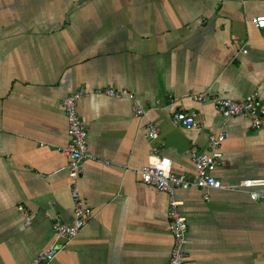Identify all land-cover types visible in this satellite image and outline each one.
Instances as JSON below:
<instances>
[{"label": "crops", "instance_id": "crops-1", "mask_svg": "<svg viewBox=\"0 0 264 264\" xmlns=\"http://www.w3.org/2000/svg\"><path fill=\"white\" fill-rule=\"evenodd\" d=\"M259 15L264 0H0V264H32L52 246L60 252L48 264H168V195L136 170L158 146L191 180L192 147L208 151L221 130L214 176L225 188L175 193L188 225L184 264H264V197H250L264 194V129L191 98L264 99ZM75 92L91 155L78 188L92 217L67 242L52 225L74 220L59 148L69 142L61 102ZM134 103L150 113L137 117ZM177 111L196 113V126L174 124ZM147 123L159 128L153 142Z\"/></svg>", "mask_w": 264, "mask_h": 264}, {"label": "built area", "instance_id": "built-area-1", "mask_svg": "<svg viewBox=\"0 0 264 264\" xmlns=\"http://www.w3.org/2000/svg\"><path fill=\"white\" fill-rule=\"evenodd\" d=\"M255 27L264 29V15L254 17ZM244 53L246 51H243ZM107 95L113 98L133 99V95L127 91L107 89ZM82 92H75L62 99L61 108L64 111L67 120V135L69 142L67 146L60 147L59 150L67 157L66 172L71 181V197L74 201V220L71 225L60 221H54L52 231L55 239L65 240L67 242L75 239L87 221L92 217V211L87 208L79 193L78 181L82 173L85 159L90 158L88 153V132L85 123L81 119L77 104L82 98ZM195 101H212L218 113L225 119L240 117L248 119L251 128L254 130L264 129V99L258 93L252 92L242 100L230 98L210 97L207 94L192 95ZM133 112L137 117H145L150 110L143 108L137 103L133 104ZM196 113L177 111L173 116V123L192 129L197 124ZM147 138L150 142L155 141L159 136V128L154 123L146 125ZM226 138L225 131L221 130L208 136V151H200L197 147H192L191 158L195 173L193 178L187 179L183 175L175 174L172 171L170 161L160 154L158 146L151 147L145 165L137 169L140 177V183L147 186H153L161 192L168 195V213L169 228L173 238V245L170 252L168 264H184L186 243L187 221L180 212L182 202L175 197L177 189H189L197 187L203 190L223 189L225 186L214 176L219 160L221 159L220 148ZM93 158V157H92ZM105 164L108 162L103 161ZM251 199H261L264 194L250 191ZM209 200V196H205ZM18 211L24 218L25 225H30L33 215L25 207L20 206ZM60 252V247L52 246L39 253L32 264H48L53 261Z\"/></svg>", "mask_w": 264, "mask_h": 264}]
</instances>
